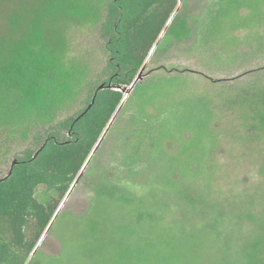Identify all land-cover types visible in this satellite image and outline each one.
<instances>
[{
	"label": "rangeland",
	"instance_id": "1",
	"mask_svg": "<svg viewBox=\"0 0 264 264\" xmlns=\"http://www.w3.org/2000/svg\"><path fill=\"white\" fill-rule=\"evenodd\" d=\"M178 1L30 264H249L241 250L258 227L248 216L264 207V0ZM208 4L222 13L198 50L191 18ZM35 23L60 65L100 74L97 25H68L53 0H0V41ZM10 139L0 176L29 143ZM100 174L116 191L95 193Z\"/></svg>",
	"mask_w": 264,
	"mask_h": 264
},
{
	"label": "trees",
	"instance_id": "2",
	"mask_svg": "<svg viewBox=\"0 0 264 264\" xmlns=\"http://www.w3.org/2000/svg\"><path fill=\"white\" fill-rule=\"evenodd\" d=\"M53 3L68 25L98 26L106 61L98 76L86 64L63 67L49 53L36 23L13 44L0 41V93L9 96L0 110V158L12 147L10 137L29 141L0 176V264H30L61 202L98 151L101 143L96 145L123 102L122 90L132 85L161 34L179 18L178 0ZM210 4L191 18L203 42L198 50L209 48V22L222 13L211 11ZM256 95L264 106V91ZM92 184L99 196L116 191L105 175ZM39 190L43 200L37 197ZM248 218L256 222L258 234L241 251L249 264H264V207L258 217Z\"/></svg>",
	"mask_w": 264,
	"mask_h": 264
},
{
	"label": "water",
	"instance_id": "3",
	"mask_svg": "<svg viewBox=\"0 0 264 264\" xmlns=\"http://www.w3.org/2000/svg\"><path fill=\"white\" fill-rule=\"evenodd\" d=\"M140 78V74H139V76H138V78H137V80ZM136 80V81H137ZM133 85H134V83L131 85V88L133 87ZM123 92H125L126 91V89H123L122 90ZM119 110V109H118ZM118 110H117V112H118ZM116 112V113H117ZM116 115V114H115ZM114 115V116H115ZM114 116H113V118L111 119V121H110V123H109V125L111 124V122L113 121V119H114ZM109 125H108V127H109ZM108 127H107V129H108ZM106 129V130H107ZM106 130H105V132L103 133V135H102V137L100 138V140H99V142H98V144L96 145V148L99 146V144L101 143V141H102V139H103V137H104V135H105V133H106ZM95 148V149H96ZM95 149L93 150V152L95 151ZM84 169V168H83ZM83 169H82V171H83ZM82 171L80 172V174H79V176L81 175V173H82ZM76 183H77V179L75 180V182L73 183V185L71 186V188H70V190L68 191V193H67V195H66V197L64 198V200L62 201V203H61V205H60V207L62 206V204L64 203V201H65V199L70 195V193L72 192V190H73V188H74V186L76 185ZM60 207L57 209V211H56V213H55V215H54V217H53V219L51 220V222H50V224H49V226L47 227V229H46V231H45V233L47 232V230L49 229V227L51 226V224H52V222H53V220H54V218L56 217V215H57V213H58V211H59V209H60ZM35 252V251H34Z\"/></svg>",
	"mask_w": 264,
	"mask_h": 264
}]
</instances>
